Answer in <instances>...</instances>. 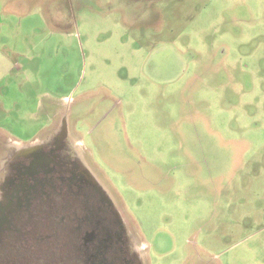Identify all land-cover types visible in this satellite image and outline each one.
I'll return each mask as SVG.
<instances>
[{
    "label": "rangeland",
    "instance_id": "rangeland-1",
    "mask_svg": "<svg viewBox=\"0 0 264 264\" xmlns=\"http://www.w3.org/2000/svg\"><path fill=\"white\" fill-rule=\"evenodd\" d=\"M10 6L0 170L63 132L140 264H264V0Z\"/></svg>",
    "mask_w": 264,
    "mask_h": 264
},
{
    "label": "flooded vegetation",
    "instance_id": "flooded-vegetation-1",
    "mask_svg": "<svg viewBox=\"0 0 264 264\" xmlns=\"http://www.w3.org/2000/svg\"><path fill=\"white\" fill-rule=\"evenodd\" d=\"M58 135L3 159L0 264H140L109 195Z\"/></svg>",
    "mask_w": 264,
    "mask_h": 264
},
{
    "label": "crops",
    "instance_id": "crops-1",
    "mask_svg": "<svg viewBox=\"0 0 264 264\" xmlns=\"http://www.w3.org/2000/svg\"><path fill=\"white\" fill-rule=\"evenodd\" d=\"M11 0H0V71L3 74H8L14 71L22 70V66L16 62L15 57H24L25 48L22 47L24 44L16 43H6L4 38H6L5 32L17 33L18 27L13 19L8 22V17L16 14V10L10 9ZM12 16V17H13ZM11 23V24H10ZM8 27H5V26ZM3 66V67H1ZM17 141V140H16ZM20 142V141H17Z\"/></svg>",
    "mask_w": 264,
    "mask_h": 264
}]
</instances>
